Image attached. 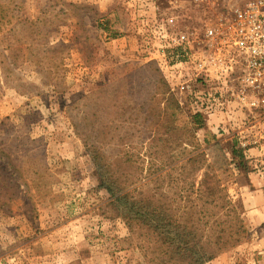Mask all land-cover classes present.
<instances>
[{"label": "rangeland", "instance_id": "rangeland-1", "mask_svg": "<svg viewBox=\"0 0 264 264\" xmlns=\"http://www.w3.org/2000/svg\"><path fill=\"white\" fill-rule=\"evenodd\" d=\"M152 2L166 1L0 0L21 29L0 35V264H175L155 252L152 232L104 212L86 135L128 190L168 199L194 224L216 252L205 264H264V167L218 169L204 139L236 141L221 115L203 116L200 147L190 132H166L145 25ZM32 21L45 35L33 50L24 37ZM207 171L218 179L203 183Z\"/></svg>", "mask_w": 264, "mask_h": 264}, {"label": "built area", "instance_id": "built-area-1", "mask_svg": "<svg viewBox=\"0 0 264 264\" xmlns=\"http://www.w3.org/2000/svg\"><path fill=\"white\" fill-rule=\"evenodd\" d=\"M165 1L152 2L145 25L171 90L194 113L223 116L250 162L264 167V0Z\"/></svg>", "mask_w": 264, "mask_h": 264}, {"label": "trees", "instance_id": "trees-1", "mask_svg": "<svg viewBox=\"0 0 264 264\" xmlns=\"http://www.w3.org/2000/svg\"><path fill=\"white\" fill-rule=\"evenodd\" d=\"M13 11L14 9L11 7L0 3V35L3 34L4 30H8L12 32L15 37L19 36L18 33L20 34L21 29L18 24L20 22L17 21L18 15L13 13ZM13 19L14 22L12 21ZM12 22L13 25L11 27L6 25ZM26 27L27 32L24 33V37L27 42L30 41L29 49L33 47H42L44 45L42 41V37H45L44 31L40 28L39 30L35 29L36 24L33 21L27 24ZM107 30L111 33L112 37L118 36L117 31L111 28H107ZM54 49L55 47H48L45 52L47 53ZM14 58H16L15 55ZM36 58V62H42L41 58L37 56ZM152 64L155 68L154 75L156 76V84H158L161 90L159 91L162 98L161 102L164 104V111L165 109L167 110V115L170 118V121H166L167 123L164 125L166 132L176 133V131L180 132L183 130L190 132L192 138L191 142L195 143L197 147H200L196 130L204 128L205 122L203 120V115L201 113H193L187 116L183 115L179 101L174 97L173 92L171 93L170 85L166 82L167 80L165 81L164 74L158 61L153 60L151 62V65ZM168 110H172V112L169 113ZM164 113L166 114V112ZM83 138L95 165V173L99 182L98 188L104 190L107 194L105 208L107 207L108 210H105V213L110 212L111 215L122 218L130 229L141 228L148 231V233L152 232L151 236L156 239V244H159L155 252L159 253L163 250V253L175 264H205L216 256V252L212 250L211 247L203 245L204 241L202 240V235L198 234V230H196L194 224H191V221L187 220L186 217L183 218L176 213L168 199H159V197H156L151 191H146L144 189H139L137 191V188L128 190L131 184L128 183L126 176L119 177L116 172L111 169L99 145L90 140L89 135ZM204 141L207 144H209V142H214L211 147H209V151L211 155L216 157L219 156L222 167H218V169H225L235 164V166L243 168V171H249V159L244 149L239 146L236 141L229 143V145L225 147L222 145L219 138L211 132H209V135ZM214 150L218 152L215 153ZM0 151L2 156L6 154L4 153V149ZM9 154L6 155L8 156V166L12 157V154ZM17 174L19 177H22L21 172L18 171ZM204 175L203 183H205L208 178L218 177L217 175L210 174L208 171ZM37 186L38 185H35V188L38 190L39 186Z\"/></svg>", "mask_w": 264, "mask_h": 264}]
</instances>
